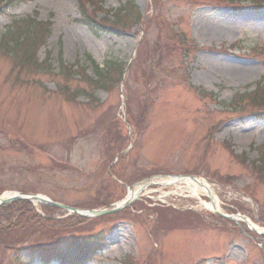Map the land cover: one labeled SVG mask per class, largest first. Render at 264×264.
<instances>
[{
    "label": "rangeland",
    "instance_id": "374dc122",
    "mask_svg": "<svg viewBox=\"0 0 264 264\" xmlns=\"http://www.w3.org/2000/svg\"><path fill=\"white\" fill-rule=\"evenodd\" d=\"M129 1L137 10H131L128 24L119 33L95 32L77 22L80 14L74 0H29L0 17V40L7 38L12 20L34 12L37 21L52 23L46 45L37 52L39 60H48L49 68H26L18 59L0 55V196L10 191L37 193L70 208H103L127 195L108 172L120 156L122 140L124 145L126 139H135L139 142L133 149L114 162L124 175L121 180L131 184L134 178L151 174L196 176L213 189L220 211L236 215V222L204 209L199 200L204 201V190L197 187L198 194L193 195L185 183L147 188L135 201L140 212L123 210L89 221L63 215L58 208H33L25 201H18L17 207L2 204L0 232L19 222L23 233L16 245L35 248L62 237L86 243L90 234L103 240L109 234L108 247L92 264H195L200 260L210 264L215 258H222V264H264V243L253 232L243 231L242 219L237 217L242 214L260 228L264 178L231 152L243 154L249 163L257 162L260 154L250 144L264 146V121L226 112L228 107L208 102L194 90L210 93L213 101L227 105L234 95H246L264 81L262 54L257 53L264 48V12L236 13L214 8L205 0H200L206 3L200 7L157 0L150 8L149 0ZM99 2L97 16L102 18L101 11L110 15L126 0ZM31 29L35 32L37 26ZM180 32L201 47L223 46L229 53L202 51L184 61L178 43H173ZM141 34H145L143 43ZM29 47L22 43L19 58L30 54ZM75 61L86 70L81 78L58 75ZM92 62L100 68L108 62L132 66L121 90L124 96L118 88L120 72L114 74L113 83L88 84L94 73ZM235 66L252 67V71L239 75L233 71ZM122 99L133 116L138 114L139 122L145 121L140 137L139 126L121 117ZM221 120L229 121L212 137ZM18 140L30 151L21 150ZM248 195L251 200L244 199ZM118 219L121 222L113 228L112 221ZM21 253L16 262L0 253V264H20ZM24 258L38 264L32 256Z\"/></svg>",
    "mask_w": 264,
    "mask_h": 264
},
{
    "label": "trees",
    "instance_id": "16d2710c",
    "mask_svg": "<svg viewBox=\"0 0 264 264\" xmlns=\"http://www.w3.org/2000/svg\"><path fill=\"white\" fill-rule=\"evenodd\" d=\"M2 1V0H0ZM262 1V0H261ZM80 13L82 15L81 20L79 21L81 24H83L84 26L88 27L89 29L98 32L100 30H106V28H108L109 30H116V31H123L124 27L126 24H128L131 14H133V12L131 10H117L114 14V22L113 23H107L106 20L101 21V24L107 25H98L97 23H95L92 19L91 16L87 15L85 10H80ZM135 16H138V13H134ZM139 19V16H138ZM32 22L31 21H25L23 23V29L18 30L15 34H11L9 40H6V42H4L3 47L1 48V53L2 55H7V56H11L12 58L18 56L17 52H20V50H22L21 45L23 44H27V46H31L35 43V40L37 39V37H35L36 33H32L31 32V25ZM111 31V32H112ZM23 36V37H22ZM25 60L23 58H19V62L23 65V66H29L32 67L34 69L39 68L40 66H36L35 64H33L32 59H31V55H27L25 56ZM93 65V69H94V79L90 80L87 79L88 84L90 85L92 82L95 86H103L106 85L107 82L111 81V83H113L114 80V74L115 73H119V77H121L122 75V66H120V64H116L113 62H108L105 64L104 69L99 68V66L97 64H94L92 62ZM70 75V72L68 71H62V76H66L68 77ZM240 97L239 100H243L246 99V104H244V106L250 107V108H256L259 110L264 109V90L259 89L258 93H256L255 95H248V96H238ZM241 101V102H243ZM242 107V105L240 106ZM262 118H264V115L261 116ZM119 141V140H117ZM124 143V139L122 140V146ZM120 146V148L122 147ZM119 148V149H120ZM259 168H256V171L259 172V178L260 175L263 176L264 178V157L261 159L260 161V166H258ZM261 179V178H260ZM264 180V179H262ZM20 203V202H18ZM18 203H15L9 207H17L19 206ZM24 203V202H23ZM28 204V203H27ZM6 209V208H5ZM46 209V208H44ZM22 218V217H21ZM21 218L17 217V220ZM14 221L16 220V218L13 219ZM23 221V220H22ZM19 222H13L12 226L10 227L9 230H4V232L0 233V240L8 245H16L17 243H19L17 240L19 238V236L23 233V230L19 229ZM259 240L264 243V236L260 237ZM12 242V243H11ZM264 246V244H263ZM11 247V246H9ZM41 257H43V255H40ZM42 259H45V257H43Z\"/></svg>",
    "mask_w": 264,
    "mask_h": 264
},
{
    "label": "water",
    "instance_id": "95a60500",
    "mask_svg": "<svg viewBox=\"0 0 264 264\" xmlns=\"http://www.w3.org/2000/svg\"><path fill=\"white\" fill-rule=\"evenodd\" d=\"M182 179V177H175L174 180L175 181H180ZM193 179V178H192ZM194 180V179H193ZM19 199H25L23 197H21L20 194L16 195V196H13V198L11 200H8L7 202L9 201H12V200H19ZM29 199L37 202V203H42V204H45V205H49V206H52V207H55V208H59V209H67L59 204H56V203H53V202H50L49 200L47 199H44L42 197H39V196H30ZM7 202H1L2 204H6ZM72 212L74 213H77L76 211H73ZM215 213L218 214L217 211H214ZM83 214L85 215H89V216H97L99 215L100 213H95V212H91V211H88V212H84Z\"/></svg>",
    "mask_w": 264,
    "mask_h": 264
},
{
    "label": "bare ground",
    "instance_id": "6f19581e",
    "mask_svg": "<svg viewBox=\"0 0 264 264\" xmlns=\"http://www.w3.org/2000/svg\"><path fill=\"white\" fill-rule=\"evenodd\" d=\"M233 71L235 73H238L239 75H250V71H252V67H240V66H235V68H233ZM189 185V184H188ZM159 187H162L161 184H158ZM202 186H205L206 187V184L205 183H190V192L193 194V195H197L198 194V190H197V187H201ZM133 195V193H132ZM126 199V198H125ZM124 202V201H123ZM213 203L216 204L215 201H213ZM120 205V204H118ZM210 207V204L206 206V209H209ZM257 229V228H256Z\"/></svg>",
    "mask_w": 264,
    "mask_h": 264
}]
</instances>
